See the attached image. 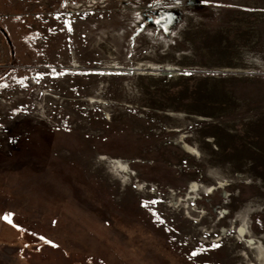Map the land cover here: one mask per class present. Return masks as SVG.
Returning <instances> with one entry per match:
<instances>
[{
  "label": "rangeland",
  "instance_id": "rangeland-1",
  "mask_svg": "<svg viewBox=\"0 0 264 264\" xmlns=\"http://www.w3.org/2000/svg\"><path fill=\"white\" fill-rule=\"evenodd\" d=\"M259 249L264 0H0V264Z\"/></svg>",
  "mask_w": 264,
  "mask_h": 264
},
{
  "label": "bare ground",
  "instance_id": "bare-ground-1",
  "mask_svg": "<svg viewBox=\"0 0 264 264\" xmlns=\"http://www.w3.org/2000/svg\"><path fill=\"white\" fill-rule=\"evenodd\" d=\"M187 148H189V146H186ZM120 167H123V164H120ZM197 186H192V190H191V192L194 190V188H196ZM239 231H240V234L238 235V237H244V228H240L239 229ZM249 242H250V244H249V246L248 247H251V248H258V246L256 245V241H255V239H253V238H251V239H249L248 240ZM263 251H261L260 249H259V260L260 261H263Z\"/></svg>",
  "mask_w": 264,
  "mask_h": 264
},
{
  "label": "snow or ice",
  "instance_id": "snow-or-ice-1",
  "mask_svg": "<svg viewBox=\"0 0 264 264\" xmlns=\"http://www.w3.org/2000/svg\"><path fill=\"white\" fill-rule=\"evenodd\" d=\"M5 219H8V217H5ZM9 222H11V221H9Z\"/></svg>",
  "mask_w": 264,
  "mask_h": 264
}]
</instances>
